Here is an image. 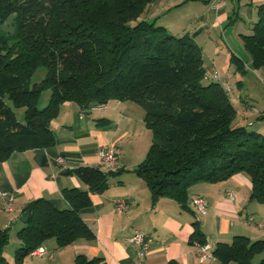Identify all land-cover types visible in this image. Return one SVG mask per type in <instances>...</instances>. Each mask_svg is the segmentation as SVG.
Wrapping results in <instances>:
<instances>
[{"label": "trees", "instance_id": "16d2710c", "mask_svg": "<svg viewBox=\"0 0 264 264\" xmlns=\"http://www.w3.org/2000/svg\"><path fill=\"white\" fill-rule=\"evenodd\" d=\"M153 1L0 0V25L16 14L15 32L0 30V162L15 150L52 145L50 123L66 101L91 108L130 100L142 107L152 134L134 171L153 200L167 196L187 207L191 186L244 173L251 181L249 201L264 203V133L249 129L253 122L234 123L238 110L230 100L233 92L207 71L193 34H173L156 18L142 17ZM256 13L242 40L252 66L261 68L264 1ZM38 67L46 73L33 82ZM46 89L51 92L48 103L38 107ZM17 108H24L22 120ZM254 113L253 121L264 118L263 112ZM73 172L87 188H64L66 207L37 198L22 209L28 219L17 231L12 261L4 254L8 229L0 228V264H22L49 238L64 247L91 236L79 211L91 203L89 192L101 188L110 170L78 166ZM192 236L204 244L200 229ZM211 252L222 264H264V239L239 234L230 243H216ZM74 264L106 263L100 256L77 254Z\"/></svg>", "mask_w": 264, "mask_h": 264}, {"label": "crops", "instance_id": "0c3cea01", "mask_svg": "<svg viewBox=\"0 0 264 264\" xmlns=\"http://www.w3.org/2000/svg\"><path fill=\"white\" fill-rule=\"evenodd\" d=\"M189 1H202L209 16L204 18L202 15L194 22L189 21L190 25L179 20L181 27L174 24V20L166 19L169 11L183 8ZM263 1L227 0L223 7L215 11L209 9L212 0H154L146 6L144 13L148 19L156 18L173 34L190 32L200 46L198 35L209 29L208 23L223 31L228 26L236 25L233 34L243 44L242 35L251 32L252 24L257 19V5ZM246 25H249V29ZM229 48L235 52L232 45L229 44ZM239 58L241 67L235 74L240 72L243 77L247 76L249 67L252 68L251 58L247 52ZM210 65L212 70L215 64ZM228 69L223 75L219 73L229 82L227 76L231 71L230 67ZM255 69L264 77V67ZM243 84L240 78L237 87ZM126 101L130 100H110L91 108H82L75 102L66 101L62 103L63 106L71 107L73 112L69 118L58 120L57 116L51 121L50 127L55 135L52 145L15 150L0 162V228L8 229L9 243L15 239L13 243L17 246V231L24 224L19 219L23 214L22 209L37 198L47 199L56 208L66 207L64 188H87L73 169L96 166L100 148L111 144L116 147L118 164L107 173L106 182L101 188L89 192L91 203L79 211L81 219L92 232L91 236L79 237L64 247H59L55 239L49 238L42 245L44 254H30L22 264H74L77 254L100 256L106 264H222L215 256L201 260L193 253L192 246L197 243L192 236L195 229H200L202 240L210 250L218 242L230 243L239 234L251 240L264 239V230L244 223L251 216L256 222L264 224L263 217H254L249 213L251 210L248 207L262 204L249 201L251 181L244 173L216 183L200 182L191 186L187 207H181L167 196L153 200L146 183L134 171L146 155L152 136L150 138L145 126L144 114L141 118L139 116L142 127L138 119L135 120L136 125L133 124L126 112H134V107L124 105ZM237 102L239 122L255 124L253 120L256 114L249 107L253 104L242 95H239ZM106 106L111 107L116 117L96 115ZM259 109L263 110L264 106ZM121 122L126 124L121 126ZM142 135V143L138 144ZM58 157L64 158L63 165L56 162ZM8 193L14 195V209L11 212L2 208ZM195 195L206 198L208 206L205 214H200L194 206L192 197ZM118 198L127 202L126 210L114 211L113 202ZM135 229L150 234L154 239L143 257L137 254V247L129 240Z\"/></svg>", "mask_w": 264, "mask_h": 264}, {"label": "rangeland", "instance_id": "374dc122", "mask_svg": "<svg viewBox=\"0 0 264 264\" xmlns=\"http://www.w3.org/2000/svg\"><path fill=\"white\" fill-rule=\"evenodd\" d=\"M169 12L170 13H167L165 16L166 19L169 18L170 20H174V24L180 25L179 27H181V23H182L179 20H182L185 23H187V25H190L189 21L194 22V20H197L196 18L202 15L204 18L205 16L207 17V15L209 16V14L206 12V7L202 1H189L184 5L183 8H178L176 10H171ZM142 17H146V15L143 14ZM235 26L236 25H231L230 27L228 26L227 28H225L226 26L224 25L225 30L223 31L220 27L218 26L215 27L213 24L208 23V28L210 29V31L209 29L208 30L206 29L203 34L198 35V41L200 42L202 49L204 50V65L206 66L207 71L210 72L211 71L210 64L214 63L216 69L220 73H222V75L224 73H227L229 70L228 68L230 67L231 72L227 76L230 81L228 82L227 80V82L230 84L232 88V92L233 91L235 92L234 96L233 93L232 95H230V100L235 105L236 108L239 106L237 102L239 95H242L244 99L245 98L248 99V101H250L254 107L261 108L264 106V77H262V74L258 73L253 66H252L253 69L249 67L250 70L248 71L247 76L243 77L242 73L240 72L239 74L238 73L235 74V72L237 71L236 69L237 67L236 62L238 61L237 58L239 56L242 57V55L246 53V51L242 47L243 44L239 43L241 42V40L239 41L237 39V36L233 34V30ZM248 26L249 25H246V27ZM194 27L195 26H193V28ZM207 32H209V34ZM229 36H231V39H229ZM229 44L234 47L233 50L235 52H232L231 48H229ZM234 57L236 60L234 59ZM45 73H46L45 67H38L36 71L33 73L32 81L33 82L41 81V79L45 76ZM240 78L242 79L244 84L242 87L238 88L237 84ZM50 93L51 92L49 89L43 90L41 92L39 96L38 107H43L48 103V100L50 98ZM129 104L134 107V112H131L130 114L126 112V114H128L132 118V122L135 125H136L135 122L138 119V121L140 122V126L142 127L141 120H139V116L141 118V116L144 114L142 107L133 101H126V103H124V105H129ZM253 106L251 107L253 108ZM106 107H104L100 111H97L96 115L100 116V115L108 114L110 116L116 117L115 113L111 111V107H107V108ZM23 110L24 108L15 109L16 116L19 120L23 119ZM72 112L73 111L71 107L63 106V104H61L57 119L59 120V119L69 118L71 117ZM237 121L239 120L236 119L234 123H238ZM254 122L255 124L249 125L248 128L252 130H261L264 133V118L256 119ZM125 124L126 122H121V126H124ZM148 133L150 134L149 136L151 138L152 135H151V130L149 128H148ZM143 137L144 135L139 137L140 141L138 144L142 143ZM260 204L262 205L258 207L255 206L254 208H252L253 206L248 207V209L251 210L249 213L253 214L254 217H263L264 219V207H262L264 206V203H260ZM249 218L252 217L250 216L246 219ZM252 220H254V218H252ZM254 222L256 221L254 220ZM256 223L262 224L264 228V224L262 222H256ZM14 240L11 243H9V245L5 248L4 251L5 256L10 261H12L13 251L16 247V244L13 243ZM257 256L259 257V255Z\"/></svg>", "mask_w": 264, "mask_h": 264}, {"label": "built area", "instance_id": "2783aa9c", "mask_svg": "<svg viewBox=\"0 0 264 264\" xmlns=\"http://www.w3.org/2000/svg\"><path fill=\"white\" fill-rule=\"evenodd\" d=\"M226 2L227 0H212L211 4L209 5V9L215 11L219 10L221 7L225 5ZM212 71H213V76L220 78L225 90L229 94H231L232 88L230 84L227 82V80L220 77V73L215 67L212 69ZM252 111L264 113V109L260 110L259 108L254 106L252 108ZM56 162L63 165L64 158L58 157L56 159ZM117 164H118V158L116 153V147L113 144L107 145L98 150L97 161H96L97 167L107 171L115 168ZM229 195L231 198H233L232 192H230ZM192 202L200 214H205L207 212L208 202L205 197L195 196ZM13 206H14V195L12 193H8L6 194L5 199L2 202V208L7 212H11L14 209ZM113 209L116 212L124 211L127 209V202L124 199H119V198L115 199L113 202ZM244 223H247L255 227H259L262 230H264L262 224L254 222L252 218L245 219ZM129 240L137 247V254L140 257H143L147 253L151 244L154 241L153 237L150 234L140 229H135L132 232V234L129 236ZM192 248H193V253L196 256H198L201 260H205L213 256L208 244L195 243L193 244ZM44 253H45V249L42 246H40L34 251H32L31 255H35V254L42 255Z\"/></svg>", "mask_w": 264, "mask_h": 264}, {"label": "water", "instance_id": "95a60500", "mask_svg": "<svg viewBox=\"0 0 264 264\" xmlns=\"http://www.w3.org/2000/svg\"><path fill=\"white\" fill-rule=\"evenodd\" d=\"M16 14L15 13H11L5 20L4 22L0 25V30L5 34V35H9V34H13L15 32V24H14V19H15ZM20 221L23 223L27 222L28 219V215L22 214L19 217Z\"/></svg>", "mask_w": 264, "mask_h": 264}]
</instances>
